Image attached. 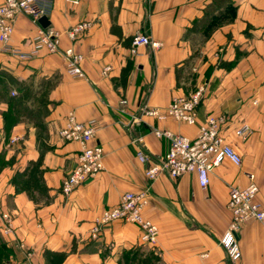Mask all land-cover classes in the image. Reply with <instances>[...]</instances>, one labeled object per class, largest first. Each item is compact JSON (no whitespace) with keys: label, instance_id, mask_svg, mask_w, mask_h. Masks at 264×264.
Listing matches in <instances>:
<instances>
[{"label":"crops","instance_id":"crops-1","mask_svg":"<svg viewBox=\"0 0 264 264\" xmlns=\"http://www.w3.org/2000/svg\"><path fill=\"white\" fill-rule=\"evenodd\" d=\"M39 1L50 6L47 18L61 48L71 44L66 31L90 23L73 44L85 78L69 75L58 54L41 50L21 61L0 51V212L9 213L13 229L3 234L0 218V238L12 251L10 264H128L135 249L153 253L157 264H264V229L254 220L237 231L238 262H229L219 245L232 220L230 187L247 186L253 175L256 200L264 203V0ZM230 4L234 18L204 34ZM36 32L19 16L11 45L31 51ZM137 33L156 46L134 56ZM201 85L196 125L143 115V108L163 111ZM70 112L95 122L94 143L105 157L102 172L65 196L61 182L80 151L59 134ZM209 115L227 118L222 135L241 165L213 169L206 189L194 174L149 180L137 151L159 160L168 149L153 131L193 138ZM134 117L140 122L131 127ZM242 124L249 128L244 139L235 135ZM126 192L145 193L143 216L158 229L155 243L123 222L92 235L94 222Z\"/></svg>","mask_w":264,"mask_h":264},{"label":"built area","instance_id":"built-area-1","mask_svg":"<svg viewBox=\"0 0 264 264\" xmlns=\"http://www.w3.org/2000/svg\"><path fill=\"white\" fill-rule=\"evenodd\" d=\"M70 5H77L80 0H65ZM50 6L39 0H4L0 5V44L2 53H6L21 61L29 60L39 51L48 54H58L66 66V72L77 78H85L81 68L83 57L74 48V42L79 39L90 27V23L81 22L66 31V36L71 44L66 48L59 45V33L50 25L42 28L38 24L41 17H48ZM19 16L29 18L36 26L37 32L31 39L32 50L23 52L11 45L15 21ZM155 47L149 36L137 33L131 40V54L137 55L140 48ZM206 88L204 85L197 87L185 96L174 97L167 107L158 109L143 108V115L154 117L161 121L172 119L177 123L194 126L198 122L197 109L204 99ZM140 120L134 117L131 127L139 124ZM228 123L226 117L209 115L198 124L193 138L176 134L168 130H154L157 138H163L168 143L165 155L159 159H151L141 149L137 151V158L146 164L145 175L149 180H155L166 174L171 180L194 174L197 184L201 189H206L210 182V173L216 167L229 162L235 167L241 165L239 154L225 142L222 135L223 128ZM60 136L67 142H76L80 145L75 167L61 182V193L71 195L79 186L93 180L104 170V151L94 143L95 122L82 123L74 113L70 112L60 130ZM249 134L247 125L242 124L235 130V135L244 139ZM141 142V141H140ZM249 183L245 187H230L228 191L227 209L232 220L229 227L219 239V245L225 252L229 262L236 263L241 258V251L236 240V234L241 223L248 220L258 222L264 229V203L256 200L258 186L254 176L248 175ZM146 205L145 193L126 192L121 195L119 203L102 212L94 222L91 229L96 236L104 228L115 222L136 225L141 231V240L145 243H155L158 229L154 223L143 216ZM3 221L2 233L12 234L11 216L9 213L0 212ZM27 258L30 254H26Z\"/></svg>","mask_w":264,"mask_h":264},{"label":"trees","instance_id":"trees-1","mask_svg":"<svg viewBox=\"0 0 264 264\" xmlns=\"http://www.w3.org/2000/svg\"><path fill=\"white\" fill-rule=\"evenodd\" d=\"M235 7L233 5H228L223 14L218 15L214 20L206 25L203 29L204 34H208L213 29L220 26V24L226 20H231L235 15ZM14 101L9 100V104L14 107ZM12 255L11 249L6 245V243L0 238V264H10V256ZM158 258L153 253L142 254L138 249H135L130 253V258L128 264H157Z\"/></svg>","mask_w":264,"mask_h":264},{"label":"water","instance_id":"water-1","mask_svg":"<svg viewBox=\"0 0 264 264\" xmlns=\"http://www.w3.org/2000/svg\"><path fill=\"white\" fill-rule=\"evenodd\" d=\"M38 24L42 27V28H46L50 25V22L48 20L47 17H41L39 20H38Z\"/></svg>","mask_w":264,"mask_h":264},{"label":"rangeland","instance_id":"rangeland-1","mask_svg":"<svg viewBox=\"0 0 264 264\" xmlns=\"http://www.w3.org/2000/svg\"><path fill=\"white\" fill-rule=\"evenodd\" d=\"M228 167H230L229 169H231V168L233 169V166H232L231 164H229V166H228Z\"/></svg>","mask_w":264,"mask_h":264}]
</instances>
